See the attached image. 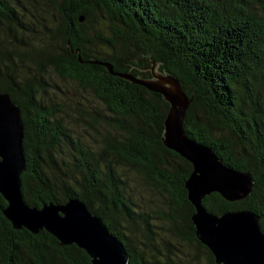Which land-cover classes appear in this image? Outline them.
<instances>
[{
    "label": "trees",
    "instance_id": "trees-1",
    "mask_svg": "<svg viewBox=\"0 0 264 264\" xmlns=\"http://www.w3.org/2000/svg\"><path fill=\"white\" fill-rule=\"evenodd\" d=\"M93 60L139 78L158 63L181 82L186 133L254 180L245 199L213 192L204 206L251 210L264 232V0H0V92L21 111L26 204L79 198L122 241L128 264H215L191 219L192 164L162 141L169 104ZM49 71L98 103L57 101ZM6 205L0 194V264H91L44 229L14 228Z\"/></svg>",
    "mask_w": 264,
    "mask_h": 264
},
{
    "label": "water",
    "instance_id": "water-1",
    "mask_svg": "<svg viewBox=\"0 0 264 264\" xmlns=\"http://www.w3.org/2000/svg\"><path fill=\"white\" fill-rule=\"evenodd\" d=\"M91 62L161 94L169 104L162 141L192 164L185 182L194 207L191 219L197 238L212 252L215 264H264V232L257 213L237 210L217 215L203 204L205 196L213 192L229 202L243 200L251 193L254 180L251 173L227 166L211 147L186 133L184 120L191 98L181 82L167 72H156L158 63L150 67V78H139L128 72L116 73L109 62ZM23 139L20 108L8 93L0 92V194L7 202L3 213L13 227L33 234L44 229L61 245L75 244L84 249L91 264H128L129 255L122 241L79 198H69L63 204L47 203L40 208L26 204L20 177L25 170Z\"/></svg>",
    "mask_w": 264,
    "mask_h": 264
},
{
    "label": "rangeland",
    "instance_id": "rangeland-1",
    "mask_svg": "<svg viewBox=\"0 0 264 264\" xmlns=\"http://www.w3.org/2000/svg\"><path fill=\"white\" fill-rule=\"evenodd\" d=\"M95 20L100 21V25H102V22H105V17H102V13L96 11L95 12ZM107 22V21H106ZM103 31L105 34H109L110 31L107 27H102ZM155 71L159 72L157 70V65H155ZM47 80L51 84L52 87L55 89V97L56 100L59 102H67L70 106H72L75 102L76 99H80V101L84 102L85 105H90L94 103H98L92 93L88 90H82L76 82L71 81L69 79H64L59 77L57 74H55L52 71H49L47 74ZM258 96L260 99L264 100V89H259L258 91ZM71 97V98H70ZM70 98V99H69ZM68 109V108H67ZM221 135L227 138L229 141L235 142L234 138L229 134L227 131H222ZM134 182V185H137L139 188V183L135 180L132 179ZM146 198H148V204H156L157 203V198L154 196V194L148 190L145 192H142Z\"/></svg>",
    "mask_w": 264,
    "mask_h": 264
}]
</instances>
